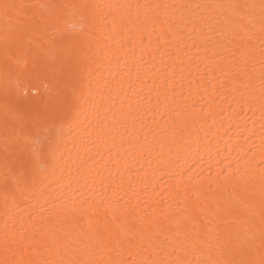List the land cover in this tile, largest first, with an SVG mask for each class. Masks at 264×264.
Returning <instances> with one entry per match:
<instances>
[{
	"label": "bare ground",
	"instance_id": "obj_1",
	"mask_svg": "<svg viewBox=\"0 0 264 264\" xmlns=\"http://www.w3.org/2000/svg\"><path fill=\"white\" fill-rule=\"evenodd\" d=\"M3 3L91 5L82 11L99 23L87 35L73 33V10L62 9L59 33H28L35 43L22 46L0 8V264H195L217 257L218 228L243 237L245 227L254 237L249 258L258 264L264 258L261 0ZM228 4L256 6L245 31L225 26L226 13L215 6ZM30 14L48 13L34 7ZM53 44L65 71L11 86L23 62L29 70L46 63L41 49ZM6 48L15 62H6ZM6 86L13 101L7 112ZM45 113L41 139L54 162L22 198L17 193L20 207L5 215L4 145L23 120ZM242 198L244 209L233 212ZM99 233L108 246L97 241Z\"/></svg>",
	"mask_w": 264,
	"mask_h": 264
},
{
	"label": "snow or ice",
	"instance_id": "obj_2",
	"mask_svg": "<svg viewBox=\"0 0 264 264\" xmlns=\"http://www.w3.org/2000/svg\"><path fill=\"white\" fill-rule=\"evenodd\" d=\"M34 7L46 10L47 15H38L35 19L30 14V10ZM93 6L85 4H49L41 3L37 6L22 4V3H3L0 8L3 9L5 19L12 22V26L16 27L17 40L23 46L26 41L31 45L35 43L28 33L39 32L41 29L50 30L53 33H59L61 24L60 10L72 9L73 20L68 24V29L73 33H82L87 35L86 29L90 30L99 21H97L95 15L88 13L87 10ZM196 7H200L197 5ZM215 7L222 9L224 15V23L226 27L237 28L240 31L247 29V23H250L249 10L255 8V5L248 4H228V5H216ZM261 15L264 17V0H261L260 4ZM222 13V14H223ZM161 27L166 23V20L161 19L158 21ZM235 38L242 40L243 37L238 32L232 33ZM163 38V37H161ZM59 49L53 44L49 49H41V53L46 57L47 62L41 63L38 67L36 63H33L31 70L28 69V60L26 59L21 65V71L16 74L15 79L11 82V86L16 89L20 88L22 81L35 80L42 82L49 77L50 73L60 75L65 71V66L60 61L58 56ZM5 60L14 61L13 56L6 48ZM58 67H52L57 65ZM233 68L236 71H240L239 64H234ZM47 87V85H45ZM30 89L25 90V94ZM5 110H9L13 101L8 95V86L5 89ZM79 99V97H77ZM71 107V106H69ZM15 115V112H13ZM45 114H36L30 119H25L21 122L20 130L13 136L11 141H6L4 145L5 152V168H4V188H3V212L5 215L11 214L16 208L20 207L18 203L19 198L23 197V193L29 189L31 185H35L40 182L41 176L45 168L50 166L54 162V154L52 150L45 149L41 139L40 120ZM195 123V122H193ZM46 179V177H44ZM23 185V187H21ZM15 187V192H11V187ZM11 196V202L9 197ZM245 199H240L237 202V207L232 211L235 213L241 212L245 207ZM247 224L253 223L251 218L246 222ZM262 230L260 233V247L264 251V212L261 214ZM122 228H128L127 225L120 226ZM131 231V229H128ZM227 233V234H226ZM245 235L241 237L239 234L232 233L226 228L217 229L216 249L218 255L214 259H197L195 264H257L256 261L249 257L255 251L254 237L249 231L248 227L244 229ZM97 241L108 246L109 241H106L103 237V233L97 234ZM168 242V238L165 237L163 241H156L159 246H164ZM71 243V242H69ZM67 247V245H66ZM25 252H32V248H26ZM193 253L201 255L194 248ZM37 264H56V262L41 259ZM59 264H86L83 260L69 259L67 261L61 260ZM109 264H127V261H111ZM132 264H136L135 261ZM188 264H193V261H188ZM258 264H264V258H262Z\"/></svg>",
	"mask_w": 264,
	"mask_h": 264
}]
</instances>
